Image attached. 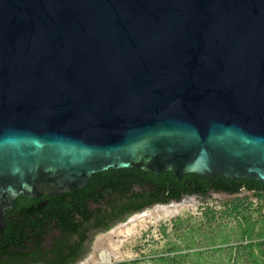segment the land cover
Returning <instances> with one entry per match:
<instances>
[{
  "label": "water",
  "instance_id": "95a60500",
  "mask_svg": "<svg viewBox=\"0 0 264 264\" xmlns=\"http://www.w3.org/2000/svg\"><path fill=\"white\" fill-rule=\"evenodd\" d=\"M109 169L264 184V0H0V236Z\"/></svg>",
  "mask_w": 264,
  "mask_h": 264
},
{
  "label": "rangeland",
  "instance_id": "374dc122",
  "mask_svg": "<svg viewBox=\"0 0 264 264\" xmlns=\"http://www.w3.org/2000/svg\"><path fill=\"white\" fill-rule=\"evenodd\" d=\"M244 198L247 202L241 203L238 214H232L231 203ZM186 200L195 207L133 227L122 256L110 264H264L263 201L248 192L237 196L211 193L207 199L189 196ZM155 206L162 205L148 209ZM93 241L78 264L90 254Z\"/></svg>",
  "mask_w": 264,
  "mask_h": 264
},
{
  "label": "trees",
  "instance_id": "16d2710c",
  "mask_svg": "<svg viewBox=\"0 0 264 264\" xmlns=\"http://www.w3.org/2000/svg\"><path fill=\"white\" fill-rule=\"evenodd\" d=\"M117 171L119 175H122L115 187L118 200L120 202L125 200L132 205L137 200H141V203L135 204L131 209L124 208L122 205L119 206L120 212L115 216V223L112 226L154 205H168L171 202L179 203L183 195L207 199L211 193L237 196L242 192H248L253 194L259 201L264 202V184L255 181L233 180L230 182L220 175L207 181L194 174H186L179 181L169 172H163L158 176L149 172H139L135 169ZM112 172V170H109L108 173ZM103 173L107 174V172ZM129 173H132L133 180L126 182ZM96 176L93 175L92 178ZM138 178H144L146 182L150 183L149 190H145L142 185L143 189L134 191ZM111 190V188H106L105 192H110L111 194ZM103 199H105V196ZM247 200L248 198H244L243 201L232 202L230 212L238 214L241 203L247 202ZM59 215L61 217L57 227L63 231L64 215L63 213H59ZM6 223L7 229L0 236V262L5 257L14 258L23 254L29 256L30 261L33 263L42 261V254L47 255L48 252L43 250L41 245L43 240H40L39 237H43L48 229H51L49 220L36 221L28 215L13 220L7 218ZM112 226L107 225L104 227L103 232L109 230ZM74 235L63 234L61 239L55 241L54 257L43 261L47 264H76L82 258L85 250L82 248L84 237H80L78 241H73ZM31 248H35V252H30ZM26 251L28 252L25 253ZM50 252L52 253V251ZM6 264L9 263L7 262Z\"/></svg>",
  "mask_w": 264,
  "mask_h": 264
},
{
  "label": "flooded vegetation",
  "instance_id": "af4514ba",
  "mask_svg": "<svg viewBox=\"0 0 264 264\" xmlns=\"http://www.w3.org/2000/svg\"><path fill=\"white\" fill-rule=\"evenodd\" d=\"M109 170L113 172L108 173ZM109 170L104 171L107 174L103 172L94 174L97 175L95 178H92V175L85 187L81 190L54 197L45 195L32 198L18 197L15 200L12 211L7 213L5 218L13 220L29 215L31 219L36 221L49 220L51 229H48L43 237H39L40 240H43L41 244L43 250L48 252L47 255L42 254L41 258L43 260L54 257L53 250L55 248V241L61 239L63 234L66 233L75 234L73 241H78L80 237H84L82 248L86 250L87 243L93 238L95 239L97 234H101L104 227L107 225L112 226L115 223V216L120 212L119 206L122 205L124 208L131 209L135 204L141 203V200H137L132 205L125 200L121 202L118 200L115 187L118 184L119 178L122 177L117 171L121 169ZM127 176L126 182L133 180L132 173H129ZM142 185L145 190H149L150 183L146 182L144 178H138V183L135 184L134 191L141 190ZM106 188H111L112 193L105 192ZM104 196L105 199H103ZM59 213H63L64 215L63 231L57 227L61 217ZM30 252H35V248H31ZM43 260L33 263L30 261L29 256L23 254L14 258L5 257L0 264H6L7 262L9 264H47Z\"/></svg>",
  "mask_w": 264,
  "mask_h": 264
},
{
  "label": "bare ground",
  "instance_id": "6f19581e",
  "mask_svg": "<svg viewBox=\"0 0 264 264\" xmlns=\"http://www.w3.org/2000/svg\"><path fill=\"white\" fill-rule=\"evenodd\" d=\"M186 198L188 197L182 198L184 201L180 204L155 206L153 209L136 214L126 222L97 235L90 254L82 264H110L114 262V260L122 256L121 249L130 237V230L133 227L140 225L143 221L157 222L167 219L184 208H194L193 202L186 200Z\"/></svg>",
  "mask_w": 264,
  "mask_h": 264
}]
</instances>
